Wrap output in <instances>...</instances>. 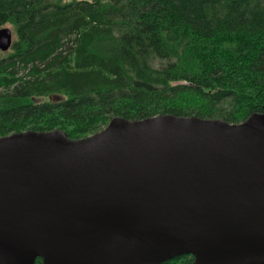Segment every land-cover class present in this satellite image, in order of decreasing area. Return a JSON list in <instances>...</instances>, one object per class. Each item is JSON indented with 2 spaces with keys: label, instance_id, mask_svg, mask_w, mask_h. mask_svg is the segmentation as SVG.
Segmentation results:
<instances>
[{
  "label": "water",
  "instance_id": "1",
  "mask_svg": "<svg viewBox=\"0 0 264 264\" xmlns=\"http://www.w3.org/2000/svg\"><path fill=\"white\" fill-rule=\"evenodd\" d=\"M14 42L0 29V51ZM264 264V114L0 137V264Z\"/></svg>",
  "mask_w": 264,
  "mask_h": 264
},
{
  "label": "trees",
  "instance_id": "2",
  "mask_svg": "<svg viewBox=\"0 0 264 264\" xmlns=\"http://www.w3.org/2000/svg\"><path fill=\"white\" fill-rule=\"evenodd\" d=\"M6 26L16 39L0 51V137L264 114V0H0Z\"/></svg>",
  "mask_w": 264,
  "mask_h": 264
},
{
  "label": "rangeland",
  "instance_id": "3",
  "mask_svg": "<svg viewBox=\"0 0 264 264\" xmlns=\"http://www.w3.org/2000/svg\"><path fill=\"white\" fill-rule=\"evenodd\" d=\"M65 1H73V0H65ZM6 27L10 28V29L12 30V32H14L13 29H12L10 26H6ZM15 39H16V37H15V35H14V40H15Z\"/></svg>",
  "mask_w": 264,
  "mask_h": 264
},
{
  "label": "flooded vegetation",
  "instance_id": "4",
  "mask_svg": "<svg viewBox=\"0 0 264 264\" xmlns=\"http://www.w3.org/2000/svg\"><path fill=\"white\" fill-rule=\"evenodd\" d=\"M41 262H42V264H43V260L41 259Z\"/></svg>",
  "mask_w": 264,
  "mask_h": 264
}]
</instances>
